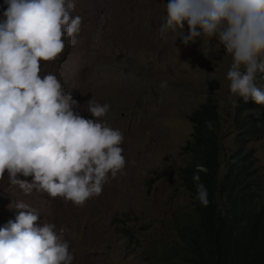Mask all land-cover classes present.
Segmentation results:
<instances>
[{
    "label": "rangeland",
    "instance_id": "rangeland-1",
    "mask_svg": "<svg viewBox=\"0 0 264 264\" xmlns=\"http://www.w3.org/2000/svg\"><path fill=\"white\" fill-rule=\"evenodd\" d=\"M167 3L75 0L72 15L82 17L77 43H66L60 59L49 62L41 75L55 74L78 102L74 111L86 119H94L86 111L90 99L110 105L102 120L123 133L126 175L110 179L99 197L80 207L35 191L25 195L7 183L5 173L0 228L18 215L9 205L23 201L39 213L38 226L67 228L73 264H169L173 236L165 226L191 208L176 174L185 165L182 148L191 138L187 116L213 94L223 121V173V157L235 148L233 101L238 97L230 99L227 71L232 57L218 39H197L185 46L179 31L169 33L167 41L159 37ZM5 10L0 0V20ZM163 81L165 88L160 87ZM210 82L216 83L211 91ZM254 83L264 88V73H257ZM248 147L264 186V136Z\"/></svg>",
    "mask_w": 264,
    "mask_h": 264
},
{
    "label": "clouds",
    "instance_id": "clouds-1",
    "mask_svg": "<svg viewBox=\"0 0 264 264\" xmlns=\"http://www.w3.org/2000/svg\"><path fill=\"white\" fill-rule=\"evenodd\" d=\"M3 2L0 181L7 173V183L25 195L35 191L82 207L99 197L110 179L126 175L123 133L102 120L110 105L90 99L86 111L94 119H86L74 111L78 102L55 74L41 75L49 62L60 59L66 43H77L82 17L72 15L75 0ZM165 8L158 29L162 40L178 31L185 46L197 39H218L232 57L227 71L230 99L264 105V88L254 83L257 73H264V0H168ZM160 87H167V81ZM192 179L196 199L207 207L205 185L198 174ZM9 209L18 215L0 228V264H73L66 227L38 226L39 213L23 201Z\"/></svg>",
    "mask_w": 264,
    "mask_h": 264
},
{
    "label": "trees",
    "instance_id": "trees-1",
    "mask_svg": "<svg viewBox=\"0 0 264 264\" xmlns=\"http://www.w3.org/2000/svg\"><path fill=\"white\" fill-rule=\"evenodd\" d=\"M208 85L210 91L216 87L215 82ZM263 106L238 97L235 148L223 157V173V121L213 94L188 114L191 138L182 148L185 165L176 174L191 208L165 226L173 236L169 264H264V186L248 147L264 136ZM194 174L208 191L207 207L196 199Z\"/></svg>",
    "mask_w": 264,
    "mask_h": 264
},
{
    "label": "water",
    "instance_id": "water-1",
    "mask_svg": "<svg viewBox=\"0 0 264 264\" xmlns=\"http://www.w3.org/2000/svg\"><path fill=\"white\" fill-rule=\"evenodd\" d=\"M165 15H166V9H165ZM122 147V146H121ZM123 148V147H122ZM122 154H124V148H123V153Z\"/></svg>",
    "mask_w": 264,
    "mask_h": 264
}]
</instances>
